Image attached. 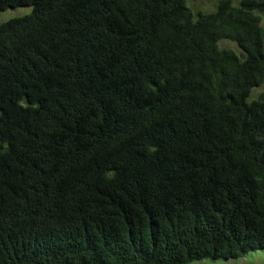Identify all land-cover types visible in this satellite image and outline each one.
<instances>
[{"label":"trees","instance_id":"16d2710c","mask_svg":"<svg viewBox=\"0 0 264 264\" xmlns=\"http://www.w3.org/2000/svg\"><path fill=\"white\" fill-rule=\"evenodd\" d=\"M23 7L0 23V264L264 249V0H0Z\"/></svg>","mask_w":264,"mask_h":264},{"label":"rangeland","instance_id":"374dc122","mask_svg":"<svg viewBox=\"0 0 264 264\" xmlns=\"http://www.w3.org/2000/svg\"><path fill=\"white\" fill-rule=\"evenodd\" d=\"M234 3L237 4L239 0H233ZM186 6L192 11L193 14L200 13V12H208L212 11L218 0H185ZM31 8L23 7V8H16V9H8L0 14V23L15 17H20L30 13ZM218 46L220 48H228L232 49L233 51L240 53L237 46L228 41V40H220L218 42ZM263 86L258 89H253L251 93V98H255L258 93L263 90ZM251 98L248 101L252 100ZM191 264H264V249L255 250L249 252L244 257L238 259H226V260H201L196 261Z\"/></svg>","mask_w":264,"mask_h":264}]
</instances>
